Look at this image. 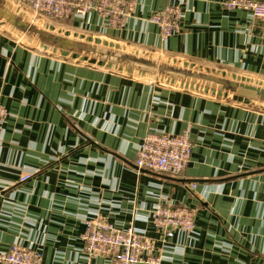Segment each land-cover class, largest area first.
<instances>
[{
    "label": "crops",
    "instance_id": "obj_1",
    "mask_svg": "<svg viewBox=\"0 0 264 264\" xmlns=\"http://www.w3.org/2000/svg\"><path fill=\"white\" fill-rule=\"evenodd\" d=\"M0 1L32 18L19 0ZM222 1L186 0L167 41L150 21L167 0H140L122 29L96 13L49 28L264 86V21ZM56 51L0 20L9 113L0 126V252L17 242L43 247L42 264H110L86 255L85 221L100 214L158 238L150 211L171 202L197 209L196 231L165 244L164 264H264V103ZM186 129L194 147L184 174L137 171L148 132Z\"/></svg>",
    "mask_w": 264,
    "mask_h": 264
},
{
    "label": "built area",
    "instance_id": "obj_2",
    "mask_svg": "<svg viewBox=\"0 0 264 264\" xmlns=\"http://www.w3.org/2000/svg\"><path fill=\"white\" fill-rule=\"evenodd\" d=\"M167 1L150 17V21L158 26L163 41L181 29L186 0ZM19 3L33 13L34 20L66 25L72 19H85L96 13L110 27L116 28L136 14L140 0H19ZM222 5L228 9L246 10L264 21V1L224 0ZM8 116L0 99V126ZM193 147L190 129L181 133L150 131L138 146L134 166L139 172L179 176L185 173L191 162ZM29 178L31 174L24 175L21 181ZM191 187L196 189L197 184L192 183ZM196 216L197 209L185 205L171 202L157 205L150 211V221L159 233L156 238L134 225L121 228L96 214L85 221L84 251L90 259L107 257L110 264H164L165 244L176 236L193 234ZM177 248L183 249L180 245ZM43 258V247H26L17 242L7 252H0V264H42Z\"/></svg>",
    "mask_w": 264,
    "mask_h": 264
},
{
    "label": "water",
    "instance_id": "obj_3",
    "mask_svg": "<svg viewBox=\"0 0 264 264\" xmlns=\"http://www.w3.org/2000/svg\"><path fill=\"white\" fill-rule=\"evenodd\" d=\"M0 20L48 47L264 103V86L85 41L28 21L0 1Z\"/></svg>",
    "mask_w": 264,
    "mask_h": 264
},
{
    "label": "rangeland",
    "instance_id": "obj_4",
    "mask_svg": "<svg viewBox=\"0 0 264 264\" xmlns=\"http://www.w3.org/2000/svg\"><path fill=\"white\" fill-rule=\"evenodd\" d=\"M19 3V2H18ZM21 6H23L22 5V3H19V7H21ZM31 16H32V18H30L29 20H31V21H33V22H36V24H38V25H41V26H43V27H45V28H47V29H50L51 27H52V24L51 23H49L48 21H46V20H44V19H39V20H34L33 19V13L31 14ZM135 16V15H134ZM133 16V17H134ZM36 18V17H35ZM132 18V17H131ZM128 22V21H127ZM126 22V23H127ZM126 23L123 25V26H121V27H112V28H114V29H122L125 25H126ZM50 27V28H49ZM51 30V29H50ZM21 37H22V39H24V37L25 36H22L21 35ZM26 38V37H25ZM52 49V48H51ZM55 51V50H54ZM56 53H59V51L57 50L56 51ZM151 77H153V79H159L160 77L159 76H156V75H152Z\"/></svg>",
    "mask_w": 264,
    "mask_h": 264
},
{
    "label": "bare ground",
    "instance_id": "obj_5",
    "mask_svg": "<svg viewBox=\"0 0 264 264\" xmlns=\"http://www.w3.org/2000/svg\"><path fill=\"white\" fill-rule=\"evenodd\" d=\"M13 10V9H12ZM14 11V10H13ZM15 13H17L19 16H21L22 18H24V19H26V20H28V21H31V20H29L28 18H26V17H24V16H22L21 14H19L18 12H16V11H14ZM41 26V25H40ZM43 27V26H42ZM45 28V27H44ZM47 29V28H46ZM48 30H50V29H48ZM52 31V30H51ZM54 32V31H53ZM57 33V32H56ZM61 51V50H60ZM70 54H72V53H70ZM75 55V54H74ZM106 63H108V62H106ZM116 65V64H115ZM118 66H120V65H118ZM121 67H124V66H121ZM125 68H128V67H125ZM129 69H131V68H129ZM133 70H135V69H133ZM137 71H141V70H137ZM141 72H143V71H141ZM144 73H148V72H144ZM148 74H152V73H148ZM152 75H155V74H152ZM158 76V75H157ZM160 77H163V76H160ZM163 78H167V77H163ZM168 79H170V78H168ZM174 80V79H173ZM178 81V80H177Z\"/></svg>",
    "mask_w": 264,
    "mask_h": 264
}]
</instances>
